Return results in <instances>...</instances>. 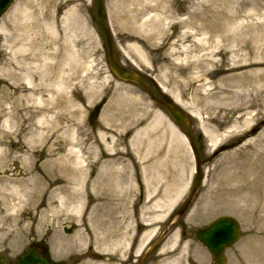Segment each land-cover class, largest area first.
I'll return each mask as SVG.
<instances>
[{
  "label": "rangeland",
  "instance_id": "rangeland-1",
  "mask_svg": "<svg viewBox=\"0 0 264 264\" xmlns=\"http://www.w3.org/2000/svg\"><path fill=\"white\" fill-rule=\"evenodd\" d=\"M156 1L142 0L150 6ZM162 1L161 8L139 11L137 0H102L105 25L112 33L115 57L150 81L155 95L187 113L201 153L203 183L197 188L186 212L177 217V223L171 225L163 243L151 253L146 264H159L162 258H177L179 264H210L208 252L194 240L192 232L223 215L235 218L241 227L240 239L224 253L225 264H246L259 253L264 255V218L260 217L263 214L261 206H264V180H259L264 174L259 178L249 174L247 188H241L243 186L237 180V202H234L233 197L223 195V182L225 175L233 172L235 163L219 162L226 154L237 153L238 148L256 138L264 127L248 137L237 139L244 120L251 118L255 108L247 109L249 115L239 122L238 110L250 100H264V95L261 96L264 91V0ZM18 2L32 11H44L46 17L56 14L55 25L60 30L64 17L62 22L71 42L56 59L59 65L51 57L49 61L53 63L52 72L64 78L60 97L63 106L53 108L48 116L61 110L65 122L71 119L70 113L76 111L79 152L84 160L85 173L97 169L94 162L98 159L96 143L100 126L111 128L113 133L106 136L120 139L122 145L108 143L114 152L126 148L137 132L149 134L156 144L158 158L162 163H168L163 166V171L168 169V172L166 178L152 184L151 179L144 183L137 171L125 197L128 217L120 218L118 227L98 231L91 241L78 240V229L75 226L68 229L65 224L67 218L76 219V214L53 213L51 209L58 208L57 202L48 204L49 196H54V201L64 196L58 191L50 195L56 186L41 194L39 185L26 189L20 185L21 181L29 180L36 173L50 180L52 160L66 150L57 151L54 146V151H50L52 140L47 138L30 146L27 131L18 124L21 115L32 110L29 99L24 96L26 87L17 77L15 80L10 76L11 65L2 69L9 56L0 38V150L2 155L11 153V157L17 158L4 162L2 155L0 157V255L5 257L4 264H15L17 257L31 244H40L45 247L46 254L59 263H122L121 258L129 255L125 246L133 242L132 245L138 248L142 235L151 229L159 235L168 223L171 211L187 199L195 170L194 156L188 142L178 127L169 121L162 107L151 101L137 85L120 81L109 72L105 37L96 19L95 0ZM70 7L74 10L70 11ZM6 16L7 13L0 19L1 23L6 22ZM9 26L6 34L11 42L15 32ZM60 33L62 38V30ZM128 36L138 40L136 48ZM48 48L51 51L54 45L49 44ZM222 62L228 64L229 69L223 73L212 72ZM248 62L260 65L237 69L238 65ZM41 93L43 99L46 98V93ZM20 95L24 98L21 99ZM120 111L123 114L121 120L114 117V113ZM153 114L161 116L160 124H156ZM209 137L219 143L224 140L232 144L212 154L210 144L213 141ZM29 151L33 154L31 159L27 158ZM237 162L242 160L237 159ZM91 184L92 179L89 188ZM67 187L76 186L71 183ZM13 188L19 195L16 196ZM179 190V197L164 212L163 207L168 205L167 195H176ZM30 191L32 194L27 195ZM39 191L41 195L35 198ZM86 209L85 204L80 212L82 218L87 216ZM177 229L181 231V245L168 250L167 242ZM136 230L139 231L137 234ZM165 243L167 245L161 252ZM92 252L101 255V259L92 258Z\"/></svg>",
  "mask_w": 264,
  "mask_h": 264
},
{
  "label": "bare ground",
  "instance_id": "bare-ground-1",
  "mask_svg": "<svg viewBox=\"0 0 264 264\" xmlns=\"http://www.w3.org/2000/svg\"><path fill=\"white\" fill-rule=\"evenodd\" d=\"M137 1V4L140 6V8H137L139 11L146 8L158 9L163 5L162 0L156 1L154 6L145 4L142 0ZM134 4H136V1H134ZM71 10H74V7H70ZM56 16V14L51 13L50 16L46 17L44 11H32L27 6H23L20 2H17L8 12L6 22L0 24V38L9 56V59L5 60L2 69L6 67L10 68V65L12 66L9 69V74L12 78L15 79L17 77V80H21L27 88L26 95L24 96L29 99V107L32 109L28 110L25 116L21 115L19 118L21 121H18L19 126L22 130L27 131L30 137V146L34 142L46 140L47 138L52 140L49 147L50 151L53 150L54 146H57V151L66 150L62 151V154L52 160V177L50 180H45L39 173H36L29 180L21 181L20 185H23L25 189L28 186L39 185L42 191L41 194L49 190V187L56 186L50 192V195L54 191H58L64 196L57 201H54V196L48 197L49 205L56 202L58 204L56 205L58 208H52L51 211L53 213H75L76 219L71 220L67 218L65 220L67 228L72 229L75 226L78 229L76 234L78 240L82 241L85 238L87 241H91L92 236H95L98 231H105L109 227H118L121 224L119 219L122 218L124 220L128 217L129 209L126 207L125 197L133 176H137V171L141 174L144 183H148L149 179H151V183L155 184L161 178H166L168 169L163 171V166L168 163H162L158 158L159 153L156 151V144L151 140L149 134L141 135L137 132L134 134L133 139L129 141L128 148L123 147V149L114 152L113 146L122 145L120 144V139L106 136L107 133H113L111 128L100 126L97 128L98 143H96L99 151L98 159L94 162L97 165V169L95 172L92 170L91 173H85L82 166L84 160L81 158L82 154L79 152L80 139L79 129L75 123L76 111H72L70 113L71 119L65 122V115L61 110L52 112L51 116H48L53 108L63 106V101L60 97L64 88V78L52 72L51 67H53V63L49 62L51 61L50 57L54 59L53 61L59 59L63 48L71 42L66 33V26L62 22L64 17L61 20L63 36L62 38L60 37L61 30L55 25ZM155 20L159 21L158 18H155ZM9 25H11L15 32L11 42L8 41L6 34L7 29L10 27ZM49 36L52 38L51 40H49ZM127 39L132 41L133 48H136L138 40L134 36H128ZM49 44L54 45L51 51L48 48ZM57 64L59 65L60 62L58 61ZM255 65L260 64L248 62L244 65H238L237 69ZM228 69V64L222 62L212 72L223 73ZM42 91L46 93V98L44 99L43 95H41ZM263 95L264 91L261 92V96ZM24 96L20 95L19 97L22 99ZM251 108H255V113L250 119L246 118L244 120L241 126L243 129L237 135V139L248 137L255 130L264 126V100L262 99L257 101L250 100L244 108L240 111L238 110L240 115L237 116V122L249 115L247 109ZM114 117L120 120L123 119L122 111L118 114L114 113ZM152 117L155 118L156 124L161 123V116L153 114ZM209 139L211 142L213 141V138L209 137ZM109 141H112L113 146L108 145ZM230 144H232L230 141L224 142V140H220L219 143L217 140H214L210 144L213 147L212 154L217 153L223 147L230 146ZM1 155L0 150V157ZM11 156V153L2 155L4 162L17 160V158ZM32 156L33 154L29 151V157L27 158L31 159ZM237 159L242 160V162L238 163ZM225 162L235 164L233 172L225 175L223 195L233 197L234 202H237V180L243 186L241 188H247L249 185V174L253 173L256 178L264 174V127L261 128V132L256 138L246 141L237 149V153L231 152L226 154L219 164ZM91 179L93 184L89 188ZM259 180H264V177ZM254 181L257 180L255 179ZM71 183L76 187H67V184ZM12 187L17 188L16 186ZM13 190L17 193L16 196L19 195L17 190L14 188ZM180 192L179 190L173 196L167 195L168 205L163 207L164 212L170 209V206L179 197ZM26 194H32V191ZM41 194L39 191L34 196L37 198ZM33 203L41 204L39 201H33ZM85 204L87 205L85 212L87 216L82 218L80 212L85 207ZM48 211L50 210L48 209ZM261 213L263 214L260 217L264 218V206H261ZM153 235V229L142 235L137 253L140 252L145 243ZM177 238V231L172 232L169 238L170 242H167L169 244L168 250L174 248ZM59 245L62 247L61 239ZM166 245L165 243L161 247V252L165 249ZM159 264H179V261H177V258H162ZM246 264H264V255L259 253L254 260H249Z\"/></svg>",
  "mask_w": 264,
  "mask_h": 264
},
{
  "label": "water",
  "instance_id": "water-1",
  "mask_svg": "<svg viewBox=\"0 0 264 264\" xmlns=\"http://www.w3.org/2000/svg\"><path fill=\"white\" fill-rule=\"evenodd\" d=\"M12 0H0V14L6 9V7L9 5V3ZM98 6H97V18L99 23L101 24L107 45L109 48V56L107 59V63L109 66L110 71L119 79L121 80H127L134 82L138 84L143 90L148 92L150 94V90L147 86V84L141 82L138 75L134 74L133 72L121 67L115 58L113 57L112 50H111V40H110V34L107 28L103 26V21L105 16L102 13V4L101 0H97ZM158 102H160L166 113L170 116V118L178 123L181 124L184 128V132L189 136L191 146L193 150L195 151V154L197 156V159L199 161L200 154L195 148V144L193 141V133L189 129L188 121L185 117V115L181 112L175 111L171 105L163 103L162 101L156 99ZM202 180L201 173H198L194 178V189L193 193L186 202V204L182 207L181 212H183L188 205L189 201L191 200L195 190L199 186ZM194 236L202 243L203 246H205L213 255L215 258L216 263L215 264H222L223 259L221 257V253L224 250V248L230 246L235 240H237L239 236V229L238 225L235 223V221L229 217H222L217 219L214 223H212L210 226L202 229L197 230L194 232ZM1 263V259H0ZM17 264H49L45 259L42 257H39L35 254L33 250H30L25 256H23L20 260L17 261Z\"/></svg>",
  "mask_w": 264,
  "mask_h": 264
},
{
  "label": "flooded vegetation",
  "instance_id": "flooded-vegetation-1",
  "mask_svg": "<svg viewBox=\"0 0 264 264\" xmlns=\"http://www.w3.org/2000/svg\"><path fill=\"white\" fill-rule=\"evenodd\" d=\"M133 255H130L125 261L124 264H130V263H133V264H137V259H132ZM145 264V263H143Z\"/></svg>",
  "mask_w": 264,
  "mask_h": 264
}]
</instances>
